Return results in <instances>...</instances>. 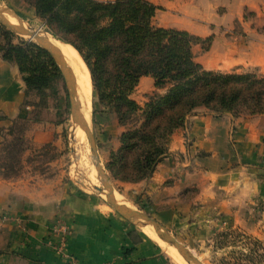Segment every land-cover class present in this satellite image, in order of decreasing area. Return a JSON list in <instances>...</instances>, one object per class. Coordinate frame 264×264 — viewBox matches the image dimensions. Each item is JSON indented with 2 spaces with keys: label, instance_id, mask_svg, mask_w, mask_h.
<instances>
[{
  "label": "crops",
  "instance_id": "crops-1",
  "mask_svg": "<svg viewBox=\"0 0 264 264\" xmlns=\"http://www.w3.org/2000/svg\"><path fill=\"white\" fill-rule=\"evenodd\" d=\"M103 2L115 0H99ZM157 7L154 26L186 31L204 43L193 47L205 70L264 76V0H148ZM21 15L35 17L23 0H0ZM164 94L154 79L143 77L132 98L140 105ZM26 83L14 63L0 57V129L29 118ZM47 122L33 131L38 144H61L63 124ZM49 116L50 121L47 117ZM184 129L171 137L168 153L153 176L122 183L125 196L147 205L151 216L193 250L218 232L242 228L264 240V114H216L198 108ZM100 157L108 163L125 131L114 110L95 121ZM0 134V146L2 144ZM8 181L0 176V264H168L154 242L96 198L63 182L28 175ZM3 216H7L4 220ZM68 226L67 252L55 251V226Z\"/></svg>",
  "mask_w": 264,
  "mask_h": 264
},
{
  "label": "trees",
  "instance_id": "trees-1",
  "mask_svg": "<svg viewBox=\"0 0 264 264\" xmlns=\"http://www.w3.org/2000/svg\"><path fill=\"white\" fill-rule=\"evenodd\" d=\"M23 1L48 34L71 45L86 63L93 85L94 123L114 110L125 128L121 146L107 163L115 181L137 184L151 178L168 153L172 135L198 108L236 117L264 114V76L205 70L193 51L204 41L186 31L154 26L157 7L148 0ZM0 57L18 66L26 83L25 104L35 109L30 118L15 119L0 129V176L15 181L26 166L42 171L59 156L55 142L38 144L29 133L45 123L43 113L62 77L47 51L21 41L1 24ZM146 76L165 93L149 95L142 106L132 96ZM57 110L60 117L61 106ZM235 233L220 237L232 238ZM235 238L241 250L228 264H264V242L241 234Z\"/></svg>",
  "mask_w": 264,
  "mask_h": 264
},
{
  "label": "rangeland",
  "instance_id": "rangeland-1",
  "mask_svg": "<svg viewBox=\"0 0 264 264\" xmlns=\"http://www.w3.org/2000/svg\"><path fill=\"white\" fill-rule=\"evenodd\" d=\"M5 8H8L7 5H4V4H2V2H0V10L5 9ZM18 15H20V14H18ZM20 17L22 19L21 21L23 23H26L27 25H29L33 30L34 29H35V31L36 30H42V31L46 32L45 27L42 25L40 20L37 19L36 17H30V16H28V14L26 12H22ZM15 20H16V18H15ZM17 37L20 38L21 41L22 40L31 41V42L35 43V40H31L29 37H24V36H17ZM17 42L19 43V40H17ZM248 72H252V71H248ZM252 73H257V72H252ZM56 87H57V94L54 97H51L49 99V108L55 109L52 113L54 118H53V121L51 120V124L52 123H58L57 126L63 124V132L59 136L61 144H59V145L55 144L59 149V151H58L59 156L56 159V161H53V162L45 165L42 171H36V170L34 171V170H32V168L30 166H26L25 173L21 177H19L17 180H19L20 178H23L25 176L29 177L28 175H36L37 180L38 179L39 180L40 179L53 180L56 177L61 176L63 182H66L67 184L74 186L77 190H79V192H81L83 194H86V195H89V196L96 198L103 206H106L109 210H111L112 212L118 214L120 217L127 220L130 223L129 226L139 230L140 232H142L145 235L143 230L138 228L128 216H126L123 213H121L120 211H118L113 206V204L109 200H107L108 195L103 196V194L99 193L97 190L81 189L75 184L74 180L71 178V170H72V166H73L74 134L76 133L77 126H76V124L73 123L74 121L72 119V115L70 112V103H69L67 88H66L65 82L62 80V78H61V80L58 81ZM58 106H61V110H62V114L60 117L57 115L58 114V110H57ZM93 110H94V103H93ZM42 118L44 119L46 124L47 123L50 124V122L46 121L45 113H43ZM47 118H48L47 120L50 121L49 116ZM91 127H92V130H93L94 135L96 137L97 136L96 135L97 130H96V127H95V124L93 121V115L91 116ZM29 136H31V138H33L34 137L33 132H32V135H31V133H29ZM86 147H87V150L89 151L90 158L93 161L92 151L90 148L89 140L86 144ZM104 165L106 166L107 163L104 162ZM94 168H95V166H94ZM9 181H11V180H9ZM112 183L114 184L115 188L122 195H124L126 193L124 186L122 184H120L119 181H115L114 179H112ZM103 189H104V187H103ZM128 199L133 203V205L140 207L147 214L151 215V212H150L147 205L137 203V202H135V200H133V198L132 199L128 198ZM230 231L236 232L234 237L225 238V239L220 237V235L222 233L230 232ZM239 234H241L242 236H247V237H250L252 239L264 242V240H261L258 237H255V236L247 233V231L245 229L230 228V229L218 232L216 235H214L210 239H207L204 241H199L196 244V247L192 251L199 259H201V261L204 264H228L229 262L232 261L233 256L236 255L235 253H237L238 251L241 250V245L236 243L237 241H239V239L235 238L236 235H239ZM150 241L153 242L152 240H150ZM156 246L159 249L162 256L167 260L168 264H172V262L170 261V259L166 255V253L163 251V249L160 246H158L157 244H156Z\"/></svg>",
  "mask_w": 264,
  "mask_h": 264
},
{
  "label": "water",
  "instance_id": "water-1",
  "mask_svg": "<svg viewBox=\"0 0 264 264\" xmlns=\"http://www.w3.org/2000/svg\"><path fill=\"white\" fill-rule=\"evenodd\" d=\"M9 11L11 12L16 20L11 21L8 19L3 18L1 12H0V24L6 28L9 32H12L13 34L17 36H24L29 37L31 40H35V43L38 44L41 48H43L45 51H47L51 57L53 58L54 62L58 66L62 80L65 82L69 103H70V112L72 115V119L74 122L79 121L81 124L82 129L86 133L90 148L92 151V157L95 159V169L97 171V177L102 182V185L104 189L101 191V193L108 196H113L114 198H117L119 204H123L126 206L128 212L133 216H138L142 218L147 226L150 228L153 234L160 237L162 240H164L167 244L171 245L176 251L180 252L183 257L187 260L189 264H204L194 253L193 251L187 247L185 244L180 242L176 236H174L171 232H169L166 228H164L160 223L157 222L156 219H154L151 215L147 214L144 210H142L140 207L133 205V203L124 195H122L114 186L112 183V177L110 173L107 170V165L105 166L101 162L99 147L97 143V139L94 135V132L91 127V117L88 115V113L85 111V109L81 106L80 100H79V88L76 83L75 77L65 60L64 56L60 52V50L52 43L48 42L46 39L42 38L37 31L33 30L29 25L26 23H23L21 20L20 15L18 13L14 12L13 10L9 8L2 9L0 11ZM18 19V20H17ZM63 45H67L62 41H59ZM93 115V111H92ZM82 181L86 184L92 185L87 179V177L82 178ZM94 190L98 191V188L93 186ZM109 198H107L108 200ZM113 206L120 211L117 206L113 204ZM124 214V213H123ZM125 215V214H124Z\"/></svg>",
  "mask_w": 264,
  "mask_h": 264
},
{
  "label": "bare ground",
  "instance_id": "bare-ground-1",
  "mask_svg": "<svg viewBox=\"0 0 264 264\" xmlns=\"http://www.w3.org/2000/svg\"><path fill=\"white\" fill-rule=\"evenodd\" d=\"M0 12L2 16H4L3 18L15 21V16L11 12L7 10ZM36 31L42 38L54 44L64 56L78 85L80 104L91 117L93 111L94 95L91 74L86 63L71 45L61 44L58 40L53 39L52 36L45 31ZM73 123L76 124L77 129L76 133L74 134L73 166L71 170V178L79 188L94 190L93 186H95L98 188V192L101 193L103 190V185L100 179H98L96 169L94 168L95 159H93V161L91 160L89 151L86 147L88 137L84 130H82L79 121ZM101 162L104 164V160L102 158ZM85 177H87L88 181L92 183V185L87 183L85 184L82 181V178ZM108 198V200L121 209L122 212L128 216L138 228L143 230L145 235L150 240L163 249L172 264H189L180 252L176 251L171 245L167 244L160 237L153 234L142 218L131 215L125 205L118 203L117 198H114L111 195L108 196Z\"/></svg>",
  "mask_w": 264,
  "mask_h": 264
},
{
  "label": "built area",
  "instance_id": "built-area-1",
  "mask_svg": "<svg viewBox=\"0 0 264 264\" xmlns=\"http://www.w3.org/2000/svg\"><path fill=\"white\" fill-rule=\"evenodd\" d=\"M183 129H184L186 137H188L189 132H190L189 122H187L186 126ZM6 218L7 216H3L4 220ZM54 232L59 237L58 243L54 248L55 251L59 254V256H62L65 259H68L69 261L75 262L72 260V257L67 252L68 240L71 235L69 232L68 226L63 223H60L59 225L55 226Z\"/></svg>",
  "mask_w": 264,
  "mask_h": 264
}]
</instances>
